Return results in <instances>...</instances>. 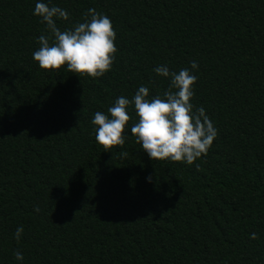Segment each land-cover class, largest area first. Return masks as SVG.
Here are the masks:
<instances>
[{"label":"trees","instance_id":"1","mask_svg":"<svg viewBox=\"0 0 264 264\" xmlns=\"http://www.w3.org/2000/svg\"><path fill=\"white\" fill-rule=\"evenodd\" d=\"M37 2L0 0V264H264V0H42L70 13L61 30L89 8L111 19L98 78L39 67ZM193 61L191 103L218 133L206 156L151 160L134 105L122 147L96 142L97 111L163 96L154 69Z\"/></svg>","mask_w":264,"mask_h":264},{"label":"clouds","instance_id":"2","mask_svg":"<svg viewBox=\"0 0 264 264\" xmlns=\"http://www.w3.org/2000/svg\"><path fill=\"white\" fill-rule=\"evenodd\" d=\"M33 14L41 18V23L51 33L50 37H39L40 47L33 52V59L41 69L59 70L66 65L69 72L92 78L103 77L112 70L118 51L115 44L117 37L107 15L89 8L83 22L61 30L56 19H70V13L65 9L54 5L50 7L38 0ZM196 69L198 64L195 61L191 62V70L183 68L178 73L170 72L165 65L155 68L156 75L170 80L163 96L157 94L149 98V89L140 86L131 100L120 96L114 106L108 108L110 116L97 111L91 121L96 126V142L105 151L122 147L126 140V126L131 119L127 109L134 105L138 122L132 125L131 134L151 160L191 165L206 156L218 133L205 109L195 108L191 103L193 86L198 79L192 70ZM121 155L127 157L128 153ZM196 167L198 170L199 165ZM148 179L151 181V176ZM34 211L39 213V207H35ZM22 233L23 228L18 227L14 238L19 241ZM250 238L257 239L258 236L252 233ZM14 256L18 261L24 259L19 250Z\"/></svg>","mask_w":264,"mask_h":264}]
</instances>
